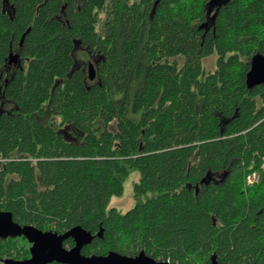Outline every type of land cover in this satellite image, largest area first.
I'll list each match as a JSON object with an SVG mask.
<instances>
[{"label": "trees", "instance_id": "trees-1", "mask_svg": "<svg viewBox=\"0 0 264 264\" xmlns=\"http://www.w3.org/2000/svg\"><path fill=\"white\" fill-rule=\"evenodd\" d=\"M257 53L264 0H0V210L102 228L85 255L264 264ZM135 171V205L109 208ZM29 257L24 237L0 238V260Z\"/></svg>", "mask_w": 264, "mask_h": 264}, {"label": "water", "instance_id": "water-1", "mask_svg": "<svg viewBox=\"0 0 264 264\" xmlns=\"http://www.w3.org/2000/svg\"><path fill=\"white\" fill-rule=\"evenodd\" d=\"M96 76L92 63L88 67V77L94 80ZM249 88L264 85V54L257 53L251 60L250 70L246 75ZM103 229L92 234L82 226L77 225L69 230L58 233L48 230L42 231L33 224L21 225L14 221L9 211L0 210V238L24 237L30 244V257L23 260L13 258L1 259L3 264H175L160 261L140 251L136 256H127L118 252H109L106 255H85L82 250L91 244L95 237H102ZM72 239L74 245L70 248L65 242ZM211 264H219L216 254H212ZM256 264V263H249Z\"/></svg>", "mask_w": 264, "mask_h": 264}, {"label": "rangeland", "instance_id": "rangeland-1", "mask_svg": "<svg viewBox=\"0 0 264 264\" xmlns=\"http://www.w3.org/2000/svg\"><path fill=\"white\" fill-rule=\"evenodd\" d=\"M216 62H217V53L212 54L209 57H206L202 60V66L204 69L205 73L214 71V69L216 68ZM10 71H12V68H10ZM54 121H55V127H57L60 119L59 117H54ZM43 120H49V117H45L43 118ZM139 172L135 171L133 173H131L127 179L124 182L123 185V192L121 195L119 196H112L109 200V208H115L123 213L127 212L128 210H130L136 203V199L135 196L133 194V187L134 184L136 182H138L139 180ZM150 194H148L147 196H143L142 199H146V197H149ZM30 247V244H29ZM68 248H70L69 246H67Z\"/></svg>", "mask_w": 264, "mask_h": 264}, {"label": "built area", "instance_id": "built-area-1", "mask_svg": "<svg viewBox=\"0 0 264 264\" xmlns=\"http://www.w3.org/2000/svg\"><path fill=\"white\" fill-rule=\"evenodd\" d=\"M262 167L264 168V164ZM259 178H260V175L257 172L247 175L245 179L246 185H249V186L253 185L254 183L258 182ZM0 264H3L1 260H0Z\"/></svg>", "mask_w": 264, "mask_h": 264}, {"label": "flooded vegetation", "instance_id": "flooded-vegetation-1", "mask_svg": "<svg viewBox=\"0 0 264 264\" xmlns=\"http://www.w3.org/2000/svg\"><path fill=\"white\" fill-rule=\"evenodd\" d=\"M216 176V175H215ZM218 177H214V179H217ZM210 264H211V260H210ZM247 264H249V263H247Z\"/></svg>", "mask_w": 264, "mask_h": 264}, {"label": "bare ground", "instance_id": "bare-ground-1", "mask_svg": "<svg viewBox=\"0 0 264 264\" xmlns=\"http://www.w3.org/2000/svg\"><path fill=\"white\" fill-rule=\"evenodd\" d=\"M260 174V173H259ZM162 261H165V260H162ZM169 262V261H168Z\"/></svg>", "mask_w": 264, "mask_h": 264}]
</instances>
